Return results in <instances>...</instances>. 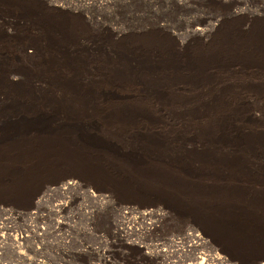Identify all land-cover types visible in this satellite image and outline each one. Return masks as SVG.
Segmentation results:
<instances>
[{
    "label": "rangeland",
    "instance_id": "rangeland-1",
    "mask_svg": "<svg viewBox=\"0 0 264 264\" xmlns=\"http://www.w3.org/2000/svg\"><path fill=\"white\" fill-rule=\"evenodd\" d=\"M194 228L264 263V0H0V264H164Z\"/></svg>",
    "mask_w": 264,
    "mask_h": 264
},
{
    "label": "bare ground",
    "instance_id": "bare-ground-1",
    "mask_svg": "<svg viewBox=\"0 0 264 264\" xmlns=\"http://www.w3.org/2000/svg\"><path fill=\"white\" fill-rule=\"evenodd\" d=\"M216 26L217 25H214L211 28V30L214 31L217 28ZM208 30L203 28V27L198 26V27L192 28V30L190 31V34L193 37H198L201 40H203V39L206 40L209 37V34L211 33ZM182 44H185V42H182ZM146 63H148V62H146ZM128 69H129V71H134L133 69H137V70L140 69V66L137 65L135 68L129 67ZM81 186H82V184H81ZM78 187H79V185H77L74 182H66V183H64L63 186L58 187V188L62 189V190H68V189H76ZM52 191H53V189H52ZM84 192H86V195H89L95 199H101L102 202L100 201L99 203L106 204L105 203V200L107 199L106 196H104V197H102L103 195L97 196L95 191H92L89 188L86 189V191H84ZM66 205H67V203H63L61 206H66ZM127 208L125 209L123 207L120 211V213L122 212L121 215L123 217H120V220L118 221V224H117V229L119 231H121V233L132 232L133 234L134 233L138 234V233H143L145 231V228L149 232H151L154 229L156 224L154 223L155 221L151 220L152 215L150 217H148L150 215V213L141 212L140 213L141 220H140V217L134 220L131 216L130 217H124L126 215L128 216L129 213L131 214L130 209H127ZM135 213H137V212H135ZM152 214H154V213H152ZM131 215H133V214H131ZM15 241H17V240H15ZM131 241H133L136 245L144 244V243L138 242L134 239ZM166 242L167 243H162V244L157 243L159 246L158 250L152 251V252H156L162 256V258H163L162 260H163L164 264H186V262H188L187 264H234V263H232V261L229 258L223 256L219 252L218 249H216L214 246H212L211 242L207 238H205L195 228L186 230L183 233V235H178V236L174 235V236L170 237V239L168 241L166 240ZM18 244L20 245L21 241H19ZM153 247H155V246H153ZM187 257H190L191 259H188Z\"/></svg>",
    "mask_w": 264,
    "mask_h": 264
}]
</instances>
